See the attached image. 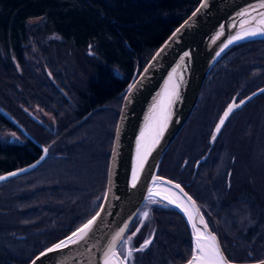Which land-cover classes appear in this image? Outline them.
Here are the masks:
<instances>
[{"label":"trees","instance_id":"16d2710c","mask_svg":"<svg viewBox=\"0 0 264 264\" xmlns=\"http://www.w3.org/2000/svg\"><path fill=\"white\" fill-rule=\"evenodd\" d=\"M199 2L0 0V105L49 150L38 167L0 184V264H29L38 253L96 213L106 188L124 91L134 73L143 69ZM39 18H43V29H32L29 21ZM42 31L59 37L64 54L80 53L86 62L87 81L72 84L66 71L49 67L51 76L44 72L40 83L25 66V57L28 44L33 38L37 40ZM88 48L93 49L94 56L86 53ZM221 63L228 64L218 68V75L232 79L217 91L222 97L230 96L232 88L242 84L247 92L263 86L264 40L240 43L225 51L207 76L204 90ZM75 71L74 68L72 76ZM15 78L24 84L28 81L29 89L34 88L33 93L41 96L42 110L53 117L52 127L40 124L23 111V101L16 98L20 87L13 82ZM242 79L245 81L240 83ZM250 107L255 108L249 110ZM246 111L247 115L220 139L219 165L211 163L214 170L201 179L199 190L185 189L200 201L228 259L240 262L264 259V149L261 158L251 155L261 150L254 143H262L263 138L255 134L254 127L250 133L240 127L264 111V93L252 100L243 113ZM262 126L264 130V123ZM4 129H14V125L0 114V130ZM22 137L23 143L0 142V173L26 166L41 155L38 146ZM233 154L236 164L231 187L226 189L225 164ZM145 209L149 210L146 222L140 224L138 217L129 231L140 236L134 246L153 229L156 233L151 245L135 254L133 264L187 262L192 255V241L183 216L159 204H145L142 211Z\"/></svg>","mask_w":264,"mask_h":264},{"label":"water","instance_id":"95a60500","mask_svg":"<svg viewBox=\"0 0 264 264\" xmlns=\"http://www.w3.org/2000/svg\"><path fill=\"white\" fill-rule=\"evenodd\" d=\"M205 3L206 6L201 7ZM258 4L259 0H200L192 13L177 25L160 44L143 69L139 73H134L124 91L109 158L106 188L98 210L89 219L96 217V222L88 232V237L77 244L69 243L68 247L54 252L47 251L57 243L67 241L68 237L82 228L89 220L38 253L29 264H33V261L35 264H104V252L125 225L127 229L124 235L126 238L131 237V245L134 247L135 235L129 234V231L145 204L170 207L183 216L192 241L191 258L184 264H194L193 257L198 254L195 229L188 219V214L182 210L183 206L176 207V204L180 203L188 209V213L196 219L197 227L201 229H203L200 223V215H202L203 220L207 222L208 232L215 235L216 242L228 264H261V261H264V259L243 262L229 260L222 249L217 233L210 226L206 211L180 183L159 174L166 150L181 132L195 109L204 82L217 60L225 51L237 44L264 40V34H257L228 44V41L238 34L243 35L245 31L256 27L264 28V25H259L257 21L245 23L250 18L240 15L246 9L258 7ZM226 44L228 46L224 47ZM263 93L264 85L238 102L235 96L227 104L210 135L211 148L230 117ZM233 103L240 106L233 109L220 133L217 134L216 125L229 105ZM0 114L8 119L27 140L42 150L41 155L34 162L0 173V177H6L0 180L1 184L38 167L48 157L49 150L45 154L44 149L47 147L36 140L15 116L1 105ZM213 135L216 136L214 141ZM206 157L201 161H204ZM11 173H16V175H10ZM177 184L180 185L179 189L175 187ZM164 189L170 190V195ZM184 193L195 201V205L187 201ZM170 201L176 203L173 204ZM154 236L155 229L134 248H139L146 240H151L152 243ZM18 238H24V236H18ZM117 247L122 259L126 246L121 241ZM143 251H134L128 264H133L135 254ZM42 253L46 255H41Z\"/></svg>","mask_w":264,"mask_h":264},{"label":"rangeland","instance_id":"374dc122","mask_svg":"<svg viewBox=\"0 0 264 264\" xmlns=\"http://www.w3.org/2000/svg\"><path fill=\"white\" fill-rule=\"evenodd\" d=\"M42 24H43V18L33 19L29 21V25L31 26L32 29L40 28L42 27ZM58 38L59 37L54 33H45L43 31L41 32V35H39L37 40H34L33 38L27 46L25 66L29 67L34 72L36 78L39 79L40 83H41V80H43L44 72H46L49 75V77L51 76L48 70L49 67L60 68L62 71L63 70L66 71L69 74V76L71 75L70 83L72 84H75L76 81H78L79 83L80 82L82 83L83 81H87L88 77H86L84 73V70L86 68V62L83 60V57L79 56L80 53L79 54L69 53L67 55L64 54L65 49L64 47L60 46V44H58ZM86 53H90L92 54V56L95 55L92 48H88L86 50ZM94 58H95V61H98L97 57H94ZM17 67L19 68L18 64H17ZM220 67H224V66L221 64L218 65V67L215 69V73L214 72L212 73L211 78L208 81V84L205 86L204 92L202 93V98L200 99L198 106H197L199 109L202 102L206 103V108H205V111L203 112L205 121L206 119L212 120L213 118H215L220 112L221 108L226 103V101L230 98V96L222 97L221 94L219 95L217 92L220 88L222 89L223 87H225L226 84H228V82L232 81V79L229 76L222 77V75L220 74L218 75L219 78H213L215 74L217 75V70ZM74 68L76 69L75 76H72L74 72ZM18 70H20V68ZM18 74L19 76L21 75V70L18 71ZM215 81H217L216 87L215 89H211V86L212 88L214 87L212 83ZM244 81L245 80L242 79L240 83ZM13 82L17 84V86L19 85V87L21 88V90L20 88L18 89L20 92L16 93L17 94L16 98L23 101L22 102L23 111L28 116H30L31 118L39 122L40 124L46 127H52L54 124L53 117L50 114H46L44 110H42L41 96H36L35 93H33L34 88L32 90L29 89V87L31 86H29V84L27 83L28 81L27 82L25 81V84H24L20 78H15ZM30 84H32V80ZM217 84H220V85L217 86ZM213 91H215L214 95L212 94ZM252 105L253 103L251 104V106ZM255 107H250L249 110ZM243 111L237 114V116L233 120L234 122L231 125H233L234 123H237V121L241 120L243 117L247 115L248 111L244 113ZM194 114L196 115V113ZM263 123H264V111H260L258 112L256 116L253 115L252 117H250V119H248L247 121H244L242 125L240 126V127H243L245 133H250L252 129L255 128L253 130L254 132H256L255 134L262 136L263 138L262 143H254L255 148L257 147V148H260L261 150L264 149V130L262 126ZM243 134L244 133H242V136ZM246 135H249V134H246ZM22 136L23 135L21 134V132L15 127L14 129L0 130V142L3 144L23 143L25 140L23 139ZM178 141L180 142V140ZM261 150L256 149L255 152L252 151V154H251L252 157L254 159L261 158L263 154V150L262 152ZM207 209H208V206H207ZM145 212H146V209L142 212V214L138 216L140 217V221H139L140 224H143L146 222L143 216ZM136 236L137 235L135 232V238Z\"/></svg>","mask_w":264,"mask_h":264},{"label":"flooded vegetation","instance_id":"af4514ba","mask_svg":"<svg viewBox=\"0 0 264 264\" xmlns=\"http://www.w3.org/2000/svg\"><path fill=\"white\" fill-rule=\"evenodd\" d=\"M226 64L227 63H223V64L221 63V65L223 66H226ZM218 73L217 75L215 74L213 78H219ZM216 83L217 81L212 83L214 87L212 88L211 86V89H215ZM219 85L220 84H217V86ZM247 91L248 90L245 84H242L239 88H232L230 98L226 101L224 106L221 108L218 115L212 120L206 119L205 121L203 112L205 111L206 103L202 102L199 109L197 107L200 99L202 98V93L204 92V87H203L199 101L196 105L197 108L195 107L189 119L187 120L185 126L181 130V132L178 134L176 139L172 142V144L166 150L163 160L160 165L159 174L180 183L185 189L187 188L192 191L194 190V192L199 190L198 186H200L199 184L201 182V179L206 177V175H210L212 171L214 170V168L212 169L210 167L211 163H212V166H214L215 164H218L221 161L222 144L220 142V139L223 136H225V134L227 133L226 132L227 129L230 128L237 114L241 112L242 110H244V108L248 104H250L252 100L248 102L242 109L236 111L230 117L225 127L223 128L220 136L215 142L214 146L211 148L209 139L213 131V128L215 124L217 123L223 110L227 106V104L235 96H236V102H238L244 97H246L248 94L253 92L254 90L249 91V92ZM214 92L215 91H213L212 94H214ZM194 113H196V115ZM178 140H180V142ZM205 156L207 157L204 159V161H201V159L204 158ZM210 159L212 161H210ZM229 160L230 161L225 164L226 165V170H225V188L226 189H229L231 187L232 178L234 174V166L236 164V155L233 154V156H231ZM192 197L194 198V196ZM194 199L198 202L196 198ZM205 204H208V201ZM146 212L149 213V210L147 209ZM146 220L147 219H145V221ZM139 237L140 236L137 234L136 239H134L133 241L134 242L135 240L138 241ZM144 237L145 235L142 238L143 240L145 239Z\"/></svg>","mask_w":264,"mask_h":264},{"label":"snow or ice","instance_id":"6c2138e0","mask_svg":"<svg viewBox=\"0 0 264 264\" xmlns=\"http://www.w3.org/2000/svg\"><path fill=\"white\" fill-rule=\"evenodd\" d=\"M206 6L205 4H202L201 7ZM252 13H256V15H252ZM241 16L249 17V20H246L245 23H251L252 21H257L259 25H264V0H259L258 7H252L250 9H246L244 12L240 13ZM257 17L259 18L257 20ZM257 34H264V28L256 27L253 30L245 31L243 35H236L233 37V39L228 41V44L233 43L234 41H238L241 39H244L248 36H255ZM228 45H224V47H227ZM223 50V49H221ZM187 55V54H186ZM243 103V102H241ZM240 105L233 103L232 105H229L227 110L224 112L223 117L219 120V123L216 125L215 132L218 134L221 131L222 126L225 124V120L229 117V115L233 112L234 108H238ZM213 141L216 139V136L213 135L212 137ZM48 149L45 148L44 152L47 153ZM10 175H16V173H11ZM6 179V177H0V180ZM171 183V182H169ZM176 188H180V185H175ZM181 192L183 190L181 189ZM184 196L186 197L187 201L190 202L192 205H195V201H192L191 197H188L186 193H184ZM170 203L175 204V201H170ZM176 207H182L180 204H176ZM182 210L188 214V219L193 227L195 229L196 234V250L197 255L193 257L194 264H228L226 258L223 256L219 245L216 242L215 235L208 232V226L207 222L203 220L202 215H200V223L203 225V229L197 227L196 219L188 213L187 208H182ZM199 214L198 209L196 210ZM97 216H99V213H97ZM144 218L147 219L149 216L148 212H145L143 214ZM96 222V217H93L91 220H89L85 225L82 226V228L78 229L77 232H74L72 236L67 238V241H61L54 245L52 248H49L48 252H54L58 249L68 247L69 243L71 244H77L81 241H84L88 237V232L92 229V226ZM127 229V225H125L124 229H121L116 234V239L112 242V244L109 245L108 249L103 254V261L104 264H128V261L132 259L133 252L134 251H143L145 248L148 247V245L151 244V240H146L143 245H141L139 248H134L131 245V237H125L124 233ZM136 231H139L137 228ZM133 235H135V232H133ZM76 237V239H74ZM121 241H123L124 247V255L121 259L120 252L118 250V245L121 244ZM41 255H46V253H42ZM39 259V257H37ZM33 264H35V261H33ZM261 264H264V261H261Z\"/></svg>","mask_w":264,"mask_h":264},{"label":"bare ground","instance_id":"6f19581e","mask_svg":"<svg viewBox=\"0 0 264 264\" xmlns=\"http://www.w3.org/2000/svg\"><path fill=\"white\" fill-rule=\"evenodd\" d=\"M164 191H165V192L167 191V192L169 193V195H170V190H168V189H164ZM171 194H173V195H174V193H173V192H171ZM181 204H182V203H180V205H181ZM182 206H183V208H185V207H184V205H182Z\"/></svg>","mask_w":264,"mask_h":264}]
</instances>
